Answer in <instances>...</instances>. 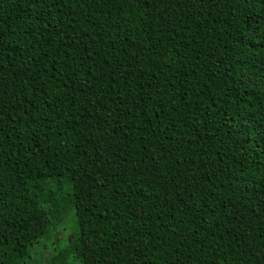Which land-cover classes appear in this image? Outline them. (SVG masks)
Wrapping results in <instances>:
<instances>
[{
    "label": "trees",
    "instance_id": "16d2710c",
    "mask_svg": "<svg viewBox=\"0 0 264 264\" xmlns=\"http://www.w3.org/2000/svg\"><path fill=\"white\" fill-rule=\"evenodd\" d=\"M0 264H264V0H0Z\"/></svg>",
    "mask_w": 264,
    "mask_h": 264
},
{
    "label": "rangeland",
    "instance_id": "374dc122",
    "mask_svg": "<svg viewBox=\"0 0 264 264\" xmlns=\"http://www.w3.org/2000/svg\"><path fill=\"white\" fill-rule=\"evenodd\" d=\"M68 232V231H67ZM56 233V232H55ZM57 234V233H56ZM58 242L61 243V239H58ZM48 254L45 255V257H47Z\"/></svg>",
    "mask_w": 264,
    "mask_h": 264
}]
</instances>
